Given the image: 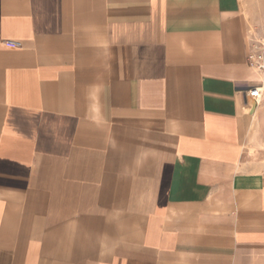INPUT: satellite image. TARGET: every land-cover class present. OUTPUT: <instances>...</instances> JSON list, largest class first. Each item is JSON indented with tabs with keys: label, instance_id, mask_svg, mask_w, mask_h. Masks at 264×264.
<instances>
[{
	"label": "crops",
	"instance_id": "obj_1",
	"mask_svg": "<svg viewBox=\"0 0 264 264\" xmlns=\"http://www.w3.org/2000/svg\"><path fill=\"white\" fill-rule=\"evenodd\" d=\"M261 44L264 0H0V264H264Z\"/></svg>",
	"mask_w": 264,
	"mask_h": 264
},
{
	"label": "built area",
	"instance_id": "obj_2",
	"mask_svg": "<svg viewBox=\"0 0 264 264\" xmlns=\"http://www.w3.org/2000/svg\"><path fill=\"white\" fill-rule=\"evenodd\" d=\"M14 45H21L19 42H9ZM262 49H258L255 52H252L249 56L250 63L259 71L264 72V44H261ZM248 94L259 103L263 97V87L255 86L248 91Z\"/></svg>",
	"mask_w": 264,
	"mask_h": 264
}]
</instances>
